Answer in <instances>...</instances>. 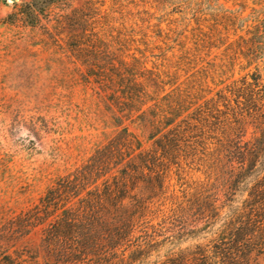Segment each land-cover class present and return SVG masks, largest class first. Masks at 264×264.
<instances>
[{
	"label": "trees",
	"instance_id": "obj_1",
	"mask_svg": "<svg viewBox=\"0 0 264 264\" xmlns=\"http://www.w3.org/2000/svg\"><path fill=\"white\" fill-rule=\"evenodd\" d=\"M54 1L33 0L20 11L34 24L36 12ZM260 23L215 56L217 64L203 51L221 42L213 28L183 35L177 53L169 44L175 30L160 29L162 45L149 54L154 59L131 56L130 78L113 88L115 110L108 107L115 132L0 227V264L39 258L44 264H258L264 256ZM234 66L252 68L226 75Z\"/></svg>",
	"mask_w": 264,
	"mask_h": 264
},
{
	"label": "rangeland",
	"instance_id": "obj_2",
	"mask_svg": "<svg viewBox=\"0 0 264 264\" xmlns=\"http://www.w3.org/2000/svg\"><path fill=\"white\" fill-rule=\"evenodd\" d=\"M31 1L0 0V227L115 132L113 88L130 78L131 56L154 59L160 29L175 30L177 53L183 35L213 28L221 42L203 49L213 64L256 20L264 42V0H56L34 24L20 11Z\"/></svg>",
	"mask_w": 264,
	"mask_h": 264
},
{
	"label": "water",
	"instance_id": "obj_3",
	"mask_svg": "<svg viewBox=\"0 0 264 264\" xmlns=\"http://www.w3.org/2000/svg\"><path fill=\"white\" fill-rule=\"evenodd\" d=\"M13 1V0H12Z\"/></svg>",
	"mask_w": 264,
	"mask_h": 264
}]
</instances>
